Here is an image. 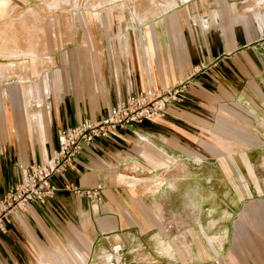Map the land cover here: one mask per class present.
<instances>
[{
	"label": "crops",
	"instance_id": "1",
	"mask_svg": "<svg viewBox=\"0 0 264 264\" xmlns=\"http://www.w3.org/2000/svg\"><path fill=\"white\" fill-rule=\"evenodd\" d=\"M106 3L66 29L38 91L0 76V199L50 158L59 131L140 94L184 92L162 116L83 145L50 199L7 215L0 264H108L114 243L133 264H264V185H235L237 169L255 177L264 146V0ZM208 160L230 184L208 187L211 202L203 181L182 185L189 165L203 180ZM96 188L95 206L73 191Z\"/></svg>",
	"mask_w": 264,
	"mask_h": 264
},
{
	"label": "rangeland",
	"instance_id": "2",
	"mask_svg": "<svg viewBox=\"0 0 264 264\" xmlns=\"http://www.w3.org/2000/svg\"><path fill=\"white\" fill-rule=\"evenodd\" d=\"M106 1L0 0V76H7V84L11 86H18L29 92L38 91L37 87L40 88L42 81L52 77L59 48L67 43L68 36L64 34L66 29L81 25L84 13L89 15L91 12L104 10L109 4ZM248 149L236 147L240 155ZM252 155L256 162L253 166L255 177L244 178L239 172L241 170L244 173L243 170L237 169L239 177L235 179V185H254L259 190L258 184L264 185V146L256 148ZM198 168L203 171L204 179L196 180L192 177L194 169L189 165L188 176L191 178L182 185L199 187L203 181L205 202L211 198L208 187L222 190L230 185L221 177L220 167L213 161H205ZM247 168L253 176L249 164ZM239 197L243 199L245 196L237 195L236 199ZM224 198L227 196H220L221 200Z\"/></svg>",
	"mask_w": 264,
	"mask_h": 264
},
{
	"label": "built area",
	"instance_id": "3",
	"mask_svg": "<svg viewBox=\"0 0 264 264\" xmlns=\"http://www.w3.org/2000/svg\"><path fill=\"white\" fill-rule=\"evenodd\" d=\"M184 88L185 84L180 83L167 90L140 94L136 98L114 106L110 114L99 122L83 121L59 131L57 149L50 158L43 164L27 168L21 182L8 189L0 199V233L4 231V220L7 215L24 211L30 203H43L58 191L52 183L53 176L62 175L71 167L83 145L92 144L96 139H107L118 127L154 120L162 116L167 105L177 101ZM73 191L87 198L92 206L97 205L101 200L100 188ZM106 252L108 264H133L122 244L114 243Z\"/></svg>",
	"mask_w": 264,
	"mask_h": 264
}]
</instances>
